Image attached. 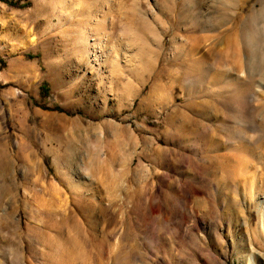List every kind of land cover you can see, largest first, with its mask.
<instances>
[{"label":"rangeland","instance_id":"rangeland-1","mask_svg":"<svg viewBox=\"0 0 264 264\" xmlns=\"http://www.w3.org/2000/svg\"><path fill=\"white\" fill-rule=\"evenodd\" d=\"M0 264H264V0H0Z\"/></svg>","mask_w":264,"mask_h":264}]
</instances>
